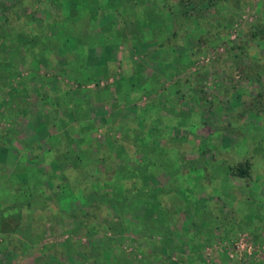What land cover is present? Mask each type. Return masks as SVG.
<instances>
[{
	"label": "rangeland",
	"instance_id": "374dc122",
	"mask_svg": "<svg viewBox=\"0 0 264 264\" xmlns=\"http://www.w3.org/2000/svg\"><path fill=\"white\" fill-rule=\"evenodd\" d=\"M0 56V264H264V0H0Z\"/></svg>",
	"mask_w": 264,
	"mask_h": 264
},
{
	"label": "trees",
	"instance_id": "16d2710c",
	"mask_svg": "<svg viewBox=\"0 0 264 264\" xmlns=\"http://www.w3.org/2000/svg\"><path fill=\"white\" fill-rule=\"evenodd\" d=\"M63 32L62 33L61 32L59 33V36L60 37L58 35L57 36L61 39L62 44L63 43L64 44L66 43V44L69 45V47L67 48V56H66L67 59L70 60V61H72L73 59L75 60L76 58L83 57V55L85 54V50H84L83 46L80 44V38H76L75 36H73V34L65 35L67 32L66 33H63ZM11 59L12 58H10V57H7L6 58V57H1L0 56V63L4 67H10L11 65H13ZM33 63H35V64H38L39 63L40 64V61L38 59H35V61ZM75 64H77V63H75ZM79 72H80L79 73V77L80 78H85V77H88L90 75V72L87 71V68H81L80 67V71ZM74 155H75V153H72V156L73 157H74ZM249 169H250L249 163L245 162L243 164H240L237 167V173H238V175L244 177V176H247L248 175Z\"/></svg>",
	"mask_w": 264,
	"mask_h": 264
}]
</instances>
